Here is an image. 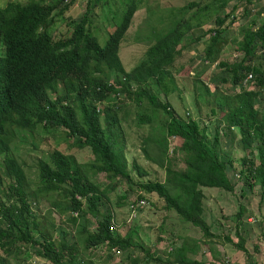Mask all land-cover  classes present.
<instances>
[{
  "label": "trees",
  "instance_id": "trees-1",
  "mask_svg": "<svg viewBox=\"0 0 264 264\" xmlns=\"http://www.w3.org/2000/svg\"><path fill=\"white\" fill-rule=\"evenodd\" d=\"M210 1L191 0L180 7L168 3L157 13L148 0H94L92 5L89 0L82 17L66 23L65 33L54 38L49 28L71 0H0V264L33 254L46 264H98L90 258L94 249L108 257L106 264H125L122 260L138 264L136 249L141 245L132 241L128 228L123 234L117 230L127 224L136 226L147 202L153 206L156 198L164 199L166 210L198 227L204 237H213L202 218L203 189L232 191L242 178L245 184L253 181L249 189L254 185L264 189V21L242 23L234 54L223 58L227 13L217 17L212 27L193 34L201 27L200 15L216 0ZM254 2L246 0L245 14ZM106 5L115 6L110 11L114 23H102L101 13L96 12ZM142 6L145 17L136 33L142 34L139 40L145 43V51L135 66L126 69L121 46ZM103 25L111 27L105 28L101 42L94 32ZM205 36L208 44L196 54L213 69L208 81L199 75L192 80V91L195 103L206 107L207 118L216 121L214 144L232 132L230 127L239 135L237 145L245 156L236 169L228 168L232 166L207 145L198 121L177 119L169 103L154 91L172 74H182L185 66L176 59L183 44L191 40L196 49ZM196 59L188 60L186 72L198 64ZM128 104L135 108V124L153 131L141 151L145 162L154 160L165 169L163 182L143 179L147 172L136 160L128 162L119 147L124 141L120 120L124 115L119 113ZM160 112L164 119L157 127L153 122ZM220 127L225 132L220 133ZM41 128L61 136L66 146L63 151L56 146L47 160L38 159L31 178L13 156L11 144L21 132ZM157 128L160 131L155 132ZM169 138L178 140L171 151H178L180 160L169 158ZM150 142L155 158L148 156L145 147ZM101 173L139 190L127 206L129 212V206L135 205L137 217L119 222L112 231L106 193L91 180ZM133 174L140 178L135 180ZM240 190L241 196L247 192ZM129 195L126 192L121 198ZM43 201H48L49 211L39 217L32 205ZM79 219L83 223L75 230ZM194 242L196 250L194 243L185 241L172 245L166 264H200L184 255L188 249L198 253L200 244ZM236 247L247 254L242 244ZM145 256L148 264L151 255L146 251Z\"/></svg>",
  "mask_w": 264,
  "mask_h": 264
},
{
  "label": "rangeland",
  "instance_id": "rangeland-1",
  "mask_svg": "<svg viewBox=\"0 0 264 264\" xmlns=\"http://www.w3.org/2000/svg\"><path fill=\"white\" fill-rule=\"evenodd\" d=\"M49 3H54L57 0H45ZM187 1L191 0H148V6L157 10L158 8H164L165 4H171L174 7H180ZM201 3V1L209 2L208 0H194ZM216 0L213 5L210 3L209 9L200 15L201 27L195 28L193 34H199L201 30L215 25L217 17H223L229 15L224 23L226 29H224V36L227 41L226 46L222 50L223 58H230L235 52L236 40L238 39L239 28L243 25L250 23H260L264 21V2L255 0L254 4L249 5L251 8L248 14H245L247 9L246 0ZM89 0H71L68 5V9L64 15L57 16L53 24L50 26V33L54 38L61 37L66 31V23L72 21H78L82 17V14L86 10V5ZM211 2V1H210ZM94 0H90L92 5ZM238 5L233 7L234 4ZM241 3V4H240ZM222 4V5H220ZM253 5V6H252ZM102 6V5H101ZM101 6L96 8L97 13H101L100 20L102 23H114L111 18L110 11L115 9L114 5L104 7L103 11ZM252 6V7H251ZM217 8L216 10H214ZM260 12H262L260 14ZM247 15V16H246ZM109 17L108 21L103 18ZM145 17V7H141L137 10L128 32L126 33L125 40L121 46V60L126 66V69L135 66L142 57H140L145 51V43L140 42L142 34H137V29L143 23ZM111 26L103 25L101 28L98 26L94 34L102 42L106 36V30ZM106 28V30H105ZM201 29V30H200ZM208 36L202 37L197 43V48H193L191 40H188L184 50L178 55L176 59L178 65L182 64L184 69L182 74H172L169 79L165 80L157 90L159 99L163 102L169 103L170 111L178 119L187 121L189 119L198 121L201 131L205 130V142L209 147H213V151L216 155L227 161V164L232 166L228 168H240L239 159L245 156V153L237 145L239 135L234 133V128H230L232 131L225 136H220L216 140L213 136L215 130L216 121L214 119L207 118L206 107L201 103H195L193 94L192 80L199 75L202 80H207L209 72L213 69V66L203 65V62L199 59L196 53H201L202 49L208 44ZM190 43V44H189ZM192 49V50H191ZM191 50V51H190ZM197 55V56H196ZM197 57L198 64L191 68V71L186 72V65L188 60L192 57ZM210 65V64H209ZM126 105V104H121ZM127 112V113H125ZM124 115L120 120L121 127L124 131V141L121 142V150L125 153L128 162L133 159L144 168L147 172L143 179L150 181L163 182L165 180V169L160 166L156 161H146L145 154L141 151V145L144 144V139L150 134V127H138L135 124V108L132 104H128L124 110L119 113ZM164 119L163 114L160 112L157 114V118L154 120L153 125L161 127L159 120ZM152 125V127H153ZM223 125V124H222ZM153 129V128H152ZM155 132L160 130L154 129ZM220 133L225 132V128L220 127ZM151 132H153L151 130ZM234 137H231V135ZM231 137V138H230ZM171 138V137H170ZM168 139L169 143V158L179 159L178 151H171L174 146L179 144L176 139ZM59 148L63 151L65 148V141L61 136L50 134L49 131L44 129H38L33 133L21 132L11 144V151L18 163L22 164L25 174L31 178H35L33 175L34 165L38 159L47 160L49 154L54 149ZM148 156L155 158L153 144L150 142L147 144ZM151 147V149H150ZM232 161V162H231ZM177 164V163H176ZM180 166V164H178ZM177 166V167H178ZM245 168V167H243ZM28 176V178H29ZM238 174L236 173L235 177ZM135 180L138 176L133 174ZM94 183L103 189L106 195L107 203L110 205V211L112 215V221L119 224V222H127L128 219V204L133 195H136L139 190L133 186L134 184L129 182H118L117 180H109L105 178L103 173L94 175L91 177ZM249 185L253 184L252 180H249ZM245 184L242 178L236 181L234 189L232 191H223L220 189H203V211L202 218L209 227L210 233L213 237H204L202 231L198 227L192 226L189 222L183 221L174 210H166L164 208L165 202L162 198H156L155 205H149L139 211L137 225L127 224L118 227V232L123 234L126 232L125 228L129 229V233L132 241L141 245V248L136 249L137 256L139 257L138 264H145L147 260L145 253H149L151 258L148 260V264H166L169 251H171L172 245H179L182 241L192 245L194 243L195 250L196 244H200L198 253H194L188 249L184 254L191 259H197L200 264H264V196H262L261 188L258 185H254L249 189V185ZM241 187L246 189L244 196H241ZM134 189V191H133ZM130 193L129 197L123 199L121 195L124 193ZM56 198V196H55ZM57 199V198H56ZM130 209V206H129ZM32 210L39 214V217L47 215L49 211L48 201L33 204ZM53 217V215H50ZM39 219V218H38ZM64 217H61L59 221L64 222ZM83 223V219H79L78 223L74 227L75 230L79 225ZM65 225V223H63ZM70 229V228H68ZM236 244H242L243 248L247 250V254L243 250H239ZM144 249V250H143ZM146 250V251H145ZM90 256L92 260L97 261L98 264L108 263V257L101 256L100 253L95 252ZM108 255V254H107ZM25 260L14 261L8 259L10 264H46L42 259L36 257L34 254L25 256ZM118 257L117 261H121ZM160 258V260H158ZM174 260V256L170 258V261ZM12 261V262H11ZM122 263L130 264L122 260ZM202 262V263H201Z\"/></svg>",
  "mask_w": 264,
  "mask_h": 264
},
{
  "label": "built area",
  "instance_id": "built-area-1",
  "mask_svg": "<svg viewBox=\"0 0 264 264\" xmlns=\"http://www.w3.org/2000/svg\"><path fill=\"white\" fill-rule=\"evenodd\" d=\"M206 63V62H205ZM251 76L248 75L247 78L245 79V81H247V79H249ZM140 205L144 206L145 205V201L144 200H140L139 201ZM137 213L136 210H135V205H130V211H129V214H128V219L127 220H131V219H134L136 218L137 216ZM116 224H114L113 222L110 223V230H114L116 228Z\"/></svg>",
  "mask_w": 264,
  "mask_h": 264
},
{
  "label": "clouds",
  "instance_id": "clouds-1",
  "mask_svg": "<svg viewBox=\"0 0 264 264\" xmlns=\"http://www.w3.org/2000/svg\"><path fill=\"white\" fill-rule=\"evenodd\" d=\"M206 62V63H205ZM206 64H208V62L207 61H204L203 62V65H206ZM230 128H233V127H230ZM113 215V214H112ZM111 222H113L114 224H116V226H118L119 224L118 223H116V222H114V221H112V218H111ZM110 222V223H111ZM117 228V227H116Z\"/></svg>",
  "mask_w": 264,
  "mask_h": 264
}]
</instances>
